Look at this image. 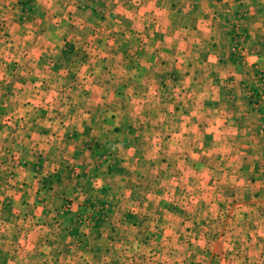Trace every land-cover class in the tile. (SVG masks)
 Here are the masks:
<instances>
[{
    "label": "crops",
    "instance_id": "0c3cea01",
    "mask_svg": "<svg viewBox=\"0 0 264 264\" xmlns=\"http://www.w3.org/2000/svg\"><path fill=\"white\" fill-rule=\"evenodd\" d=\"M0 23V264L43 246L92 264L155 211L217 216L228 201L229 232L256 207L264 219L263 113L248 96L264 76V0H0ZM201 202L216 209L192 212ZM245 240L227 244L264 264L263 237Z\"/></svg>",
    "mask_w": 264,
    "mask_h": 264
},
{
    "label": "rangeland",
    "instance_id": "374dc122",
    "mask_svg": "<svg viewBox=\"0 0 264 264\" xmlns=\"http://www.w3.org/2000/svg\"><path fill=\"white\" fill-rule=\"evenodd\" d=\"M20 3H25V6H28L25 1H17L15 6H18L19 12ZM10 16L16 18L14 13H10ZM241 23L244 26L242 18ZM3 33V25L0 23V37L4 36ZM118 143L120 144V142ZM160 188L162 187L158 186V190ZM173 195L181 196L179 193ZM224 195L227 197L226 194ZM193 203V200L186 202V206L189 205L191 210ZM234 203L232 202V204ZM244 203H246L244 200L236 203V208L241 212L246 209ZM174 204L179 208L176 203ZM212 205V202L208 204L201 202L200 206L192 212H204L203 207L212 212L216 209ZM229 206L228 201L221 202L218 207L221 208L222 213L217 216L207 215L202 217L199 215L198 217L191 216L187 218L174 215L169 217L161 215L165 212H150L149 215L137 219L136 222L140 223L137 227L135 225L128 228L117 235L114 241H108L102 247L100 255L93 258L92 264H247L244 258L247 252L245 247L239 249L240 246L238 245V248H234L237 246L235 245L232 249V246L227 243L231 240L235 244L240 243L243 246L246 241L245 238L250 235L253 237L254 242L260 239L262 241V237L264 240V234L261 235L262 232H254L255 227L264 225V219L262 220V217L257 215L259 214L258 207L253 205L256 208L252 210L248 217L239 216L236 218L237 230L229 232ZM72 224L73 227L78 225L77 222H72ZM250 226L253 232H250ZM217 241L224 243V245H221V249L216 251L217 253L210 258L213 244ZM254 249L252 250L254 251ZM13 253L12 259H16L14 261L16 264H19L20 258L21 264H67L63 263L64 260H60L56 247H51L48 250L44 246L39 250L23 249L18 254L17 249H14ZM88 255L86 253L83 256L72 250V264H89L90 261H87ZM101 255L102 258H100ZM257 255L258 257L256 256L254 261H258L264 253L257 251ZM253 264L258 263L254 262Z\"/></svg>",
    "mask_w": 264,
    "mask_h": 264
},
{
    "label": "built area",
    "instance_id": "2783aa9c",
    "mask_svg": "<svg viewBox=\"0 0 264 264\" xmlns=\"http://www.w3.org/2000/svg\"><path fill=\"white\" fill-rule=\"evenodd\" d=\"M241 18L242 16L240 14H236L228 30L230 36L231 48H232V58L238 61V63L244 61L243 51L239 47V44L246 36V31L241 23ZM248 96L250 100L251 110L253 112L261 111L263 113L262 127L260 129V133L264 135V76L256 74V85L254 88H252L249 91ZM102 157L98 158L95 168L101 169L107 166L105 165L106 163H104L105 159H103ZM86 173L87 172L84 169L78 170V174H81L82 176L85 175Z\"/></svg>",
    "mask_w": 264,
    "mask_h": 264
},
{
    "label": "trees",
    "instance_id": "16d2710c",
    "mask_svg": "<svg viewBox=\"0 0 264 264\" xmlns=\"http://www.w3.org/2000/svg\"><path fill=\"white\" fill-rule=\"evenodd\" d=\"M20 11H22V13L23 12H29L30 8H29V6H25V3H23V4H21ZM228 35H229V31H228ZM102 155L103 154L98 155L97 158L102 157ZM95 169H97V168H95ZM104 169H107V171H110L109 169H111V166L107 165L104 167ZM105 204L107 206L106 210H105V212H106V211H108L110 206L108 205L107 202ZM105 212H100L99 210H97L93 215H91L90 221L92 222V224L97 225L98 223L102 222L103 221L102 219L105 218V216H104Z\"/></svg>",
    "mask_w": 264,
    "mask_h": 264
}]
</instances>
